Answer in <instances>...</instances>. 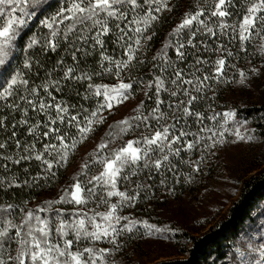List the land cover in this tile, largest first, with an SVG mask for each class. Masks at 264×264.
Returning <instances> with one entry per match:
<instances>
[{
  "label": "trees",
  "instance_id": "16d2710c",
  "mask_svg": "<svg viewBox=\"0 0 264 264\" xmlns=\"http://www.w3.org/2000/svg\"><path fill=\"white\" fill-rule=\"evenodd\" d=\"M247 3L248 0H233V4L227 9L231 15L219 18L210 16L214 0H207V2L205 0H167L168 7L160 13H153L158 17L157 20L152 21L147 31L140 37L142 46L136 52V58L128 68L122 69L118 77L115 74V65L104 61L100 54L103 51L113 60L127 59L124 54L125 42L119 40L121 33L114 26L117 21L109 20L112 30L108 36L103 37V49L99 46L93 47L90 39L86 43L77 41L75 35L72 34L69 35V39L65 40L61 33L56 37L58 44L56 50H45L43 44L48 37L49 30L40 25V20L55 15L59 8L64 6L65 0H42L41 10L38 11L37 17L29 21L16 41L8 62L0 65V91L7 86V81H10L13 76L22 73L23 78L29 80V87L38 88L39 96L35 98L37 102L42 99L45 103H61L69 106L66 121L71 115H77L81 126L85 122L84 118L104 103L102 96L94 95L95 89H88L89 83L112 87L117 86L121 79L126 83L131 82L133 89L130 91L129 98H136L137 102L121 115L107 109L102 110L99 115L104 117L103 123H93V130L88 134L87 139L82 141L76 122L69 124L57 121L52 127H58L60 133L70 138L66 142L71 143L73 139L77 141L76 147L68 151L67 160L57 163L60 159V152L63 151L60 148V142L55 139V134L50 133L47 138L42 135L47 130L43 125L50 123L49 117L55 118L56 116L54 108H49L46 112L34 111L30 105L19 99L21 95H27L23 86L14 88L15 94L8 100H0V120L4 122V127H0V143L5 144V148L0 149V228L4 227L3 221L6 219L20 224L25 218V213L32 210L42 219L49 221L52 239L58 241L61 238L55 232V228L60 220L72 223L81 218L78 213H87V216L94 215L96 212L103 213L107 211L105 209L108 205L114 202L120 204L116 211L118 216L128 218L127 220L121 219L122 224H127L128 221H135V224L137 222L154 224L160 220L164 208L171 200L195 194L208 182L216 171V163L223 162L221 149L237 133L247 129V132L264 142V103H249L238 95L241 84L239 83L240 72L246 73L262 61L260 42L264 32H261L260 36L253 33L250 40L244 42V50L241 49L238 24L246 11ZM200 7L205 10V15L200 19L205 20L216 35L207 33L203 26L196 22L192 28L184 29L179 36L172 35L185 15L198 11ZM146 8L147 5H144L139 9V15L129 13V18L136 16L139 19L144 15ZM221 22L236 25L237 31L234 32L231 27L221 29L219 26ZM121 27H124L123 23ZM140 27L144 26L141 24ZM60 28L63 29L64 25ZM198 28L200 31H197L193 39V44L197 47L193 48L187 44V41L191 32ZM129 35L133 37V41L127 42L132 43L134 48L137 47L134 44L136 34L129 32ZM32 36H35L40 43L32 49H26V44ZM147 36L152 38L145 40L144 37ZM179 43L186 45L184 61H180L175 53V48ZM76 48L83 50L77 53V60L73 61L72 52ZM228 51L233 54L228 56ZM197 56L208 61L206 64L197 66L201 71L196 75L200 77L205 74H214L216 60L225 59L224 72L220 79L207 82L210 90L205 89L202 94L193 92L200 98L194 102L192 110L203 114V121L201 122L195 116L183 117L182 113H176V116L181 117L177 127L195 134L183 138L181 146L184 141H194L200 137H203V140L192 150H184L179 156H170V163L166 162L160 170L154 167L144 169L141 166L136 175H131L130 171L126 170L124 175H128L129 179L118 178L115 190L109 185L89 183L91 177L100 175L104 167L100 160L111 155L113 149L124 146L128 140H137L143 134H150L142 123L133 121L134 125L140 123V126L118 135L121 127L126 126H119L117 122L137 115L136 109L141 101L144 107L140 111L144 115L156 106L155 77L165 78V86L171 89L173 86L169 81L172 78V66L184 69L188 74L186 78H193L190 73L194 71L192 66ZM29 58L33 62L31 69L24 67L25 60ZM60 61L63 63L61 64ZM101 65L110 68L111 71L104 72ZM69 67L75 69L76 75L82 72L91 74L92 80H64L63 74ZM162 69L166 70L162 71ZM96 73L100 74L96 75ZM55 81H59V84L56 85ZM45 83L48 84L47 91L41 87ZM146 92L148 95H145ZM52 97H55V101ZM160 98L165 101L161 106V111L169 117L167 121H161V123H175L173 110L169 109L168 105L175 104L178 99L187 100V97L183 95L171 97L168 92L162 91ZM12 103L18 107H10ZM24 109H28L27 114ZM226 113H232V115L226 116ZM213 116L215 119H210ZM25 119L28 120V124H21L20 121ZM96 119L98 120V117ZM37 123L41 126L36 128L34 133L30 132L29 128ZM149 123L153 130L159 127L155 120L150 119ZM201 129H210V131H201ZM13 131L16 133L15 137L12 136ZM17 140L22 146L20 149L16 148ZM88 142L91 144L89 149L80 153L81 148ZM105 142L108 143V148L99 149V145ZM46 143L56 144L60 151H53L49 155L44 151ZM205 143L213 146L205 148ZM37 153H43V158L52 162L51 171L42 161L35 159ZM24 155H30L32 158L21 160L19 164L15 163L16 159ZM197 161L198 164L192 163ZM78 180L85 190L82 192L85 203L82 204H76L71 197L74 191L72 186ZM137 185L140 187L138 188ZM89 188L94 189L95 195H88L87 189ZM65 190L69 195L66 200L61 201L60 198L65 195ZM108 191H124L126 195L135 196V200L123 203L118 196L109 197ZM101 197L107 203H103ZM8 205H13V207L8 209ZM40 208L45 210L38 211ZM5 209L8 210L5 211ZM263 211L264 168L244 179L238 198L229 206L224 218L217 221L203 234L187 236L185 248L182 249L184 257L155 264H229L232 258L239 255V241L242 235L256 224L255 220ZM84 218L87 219V217ZM142 230L143 228L139 226L134 231H120L118 239L129 245ZM14 231L11 230L10 235H14ZM66 231L68 235L65 239L75 240L72 230L66 229ZM103 242L101 240L92 243L82 239L76 245L100 248V243ZM17 247L14 241L7 242L5 249L2 250L5 252V258L9 253L15 256Z\"/></svg>",
  "mask_w": 264,
  "mask_h": 264
},
{
  "label": "snow or ice",
  "instance_id": "6c2138e0",
  "mask_svg": "<svg viewBox=\"0 0 264 264\" xmlns=\"http://www.w3.org/2000/svg\"><path fill=\"white\" fill-rule=\"evenodd\" d=\"M41 3L42 0H0V65H5L8 62L12 55V50L16 45V41L22 35L29 21L37 17L38 11L41 10ZM232 4L233 0H214V7L210 12V16L219 18L230 16L231 13L227 9ZM144 5H147V8L143 16H140L139 19L136 16H133L131 19L129 18V13H137L139 15L138 10ZM167 7V0H65L64 6L59 8L55 15L40 20V25L49 30L43 47L45 50L55 51L58 47L56 37L62 33L65 40L69 39V35L72 34L75 35L77 41L86 43L90 39L93 42V47L99 46L103 49V37L108 36L112 30L109 26V20L117 21L114 26L121 33L119 40L125 42L124 54L127 59L113 60L112 57L105 55L103 51L100 54L104 61H109L115 65V74L119 77L122 69L128 68L136 58L135 54L139 50V47L142 46L140 37L147 31L151 22L157 20L158 17L153 13H160ZM204 15L205 10L203 7H200L194 13L186 14L183 21L174 29L172 35L179 36L184 29L192 28L194 22L203 26L207 33L216 35L213 28L209 27L205 20L200 19ZM121 23L124 24V27H121ZM141 24L144 26L143 28L140 27ZM61 25H64L63 29L60 28ZM133 25L135 27H132ZM219 26L221 29L231 27L234 32L237 31L236 25H228L221 22ZM197 31H200V29L198 28L196 31H192L187 41V44L193 48L197 47L193 44V39H195ZM129 32H134L137 36L134 40V44L137 46L135 48L132 46V43L127 42L133 41V37L129 35ZM261 32H264V0H248L246 11L238 24L241 49L244 50V42L250 40L253 33L260 36ZM151 38V36L144 37L145 40H150ZM261 39L264 40V36H261ZM39 43L40 41L35 36H32L26 44V49H32ZM185 47V43H179L175 48L176 56L180 61H184L186 58ZM82 50V48H76L72 52L73 61L77 60V53ZM217 50L219 51L220 49ZM232 54L231 51L227 52L228 56ZM60 63L62 64L63 61H60ZM140 63H143V61H140ZM206 63L208 61L202 60L199 56L196 57L195 63L192 66L194 71L190 73L193 78H186L188 74L185 70L173 65L172 78L169 81L173 86L171 89L165 86V78L161 76L155 77L156 106L147 115H144L140 111L144 107L143 101H141L140 106L136 109L137 115L117 122L119 126H126L121 127V132L118 135L125 134L133 127H139L140 123L145 126L150 134H143L137 140H128L124 146L113 149L111 155L100 160V163L104 165V170L100 175L91 177V180L88 181L89 183L95 182L101 185H109L111 189L115 190L118 178L122 177L124 180L129 179L128 175H124L126 170L130 171L131 175H136L141 166L144 169L154 167L156 170H160L166 162L170 163V156H179L184 150H192L196 144L203 140V137H200L194 141H184L183 146H181L183 138L195 134L177 127L181 117L176 116V113H182L183 117L195 116L201 122L203 121V114L192 110L194 102L200 98L199 95H194L193 92L202 94L205 89L210 90V85L207 82L220 79L224 72L225 59L219 58L216 60L214 74H205L203 77L197 76L196 73L201 71L197 66ZM24 67L27 69L33 67L31 58L25 60ZM101 67L104 72L111 71L110 68L104 67V65H101ZM252 71L255 73L259 70L253 68ZM99 74L96 73V75ZM240 77L239 83L244 84L247 79L246 73L241 71ZM63 79L91 81L92 75L87 72L76 75L75 69L69 67L64 72ZM54 83L58 85L59 81H55ZM17 86H23L27 93V95H21L19 99L30 105L34 111L46 112L49 108H54L56 116L55 118L49 117L50 123L43 125L47 130L42 135L47 138L50 133L55 134V139L60 142V148L63 151L60 152V159L57 163L67 160L68 151L76 147L77 141L73 139L71 143H67L66 141L70 138L60 133L58 127H52V125H55L57 121L67 122L69 124L76 122L81 141L87 139L88 134L93 130V123H103L104 117L99 115L102 110H111L114 106V101L123 103V101L129 98L130 91L133 89L131 82L126 83L122 79L117 86L112 87L89 83L87 85L88 89H95L94 95L102 96L104 103L100 104L89 116H86L84 118L85 122L81 126L77 115H71L66 121L69 106L62 105L61 103H45L42 99L37 102L35 98L39 96L38 88L29 87V80L23 78L22 73H17L10 81H7V86L3 87V90L0 91V100H8L9 97L14 96L13 89ZM41 87L45 91L48 90L47 83L41 85ZM162 91L168 92L171 97H178L180 95L187 97V100L178 99L175 104L168 105L169 109L173 110V116L176 120L175 123H161V121H167L169 119L167 114L161 111V106L165 103L160 98ZM145 95H148V93L146 92ZM49 96H51L50 92ZM52 100L55 101V97H52ZM9 106L13 108L18 107L15 103ZM27 111L28 109H24L25 114H27ZM225 115L231 116L232 113H226ZM97 117L98 120L96 119ZM150 119L155 120L159 127L153 130L152 125L149 123ZM210 119H215V117H210ZM133 121L140 123L134 125ZM20 123L28 124V120H22ZM184 123L186 124L187 121L185 120ZM40 126L39 123L34 124L29 128V131L34 133L35 129ZM0 127H4L3 120H0ZM201 131H210V129H201ZM236 135L239 139H245L239 133ZM12 136H16L15 131L12 132ZM248 139H251V137H248ZM108 146V143L105 142L99 145V149H105ZM212 146L207 143L204 144L205 148ZM21 147L20 141L17 140L16 148L20 149ZM3 148H5V144L0 143V149ZM44 151L51 155L53 151L59 152L60 149L57 148L56 144L46 143L44 145ZM31 158L30 155L20 156L19 159L15 160V163L19 164L21 160ZM7 159H11V157H7ZM35 159L47 165L49 171L53 168L52 162L43 158V153H37ZM192 163L198 164L199 162ZM4 166L7 167V165ZM72 187L74 188V191L71 193L72 201L76 204L85 203V200L80 195L85 191L81 182L78 180ZM137 187L139 188L140 185H137ZM87 193L89 196L95 195L93 188L87 189ZM68 195V191L65 190V195L60 198L61 201L66 200ZM107 195L109 197L118 196L123 203L135 200V196L126 195L124 191H108ZM101 201L107 203L103 197H101ZM12 207L13 205H8V209ZM119 207V203H113L110 205L108 211L103 213L96 212L91 216H87V213H78L81 218L72 223L60 220L55 228V232L61 238L60 241L52 239V229L49 226V221L42 219L32 210L25 213V218L20 224L14 223L11 219H6L3 221L4 227L0 228V264H97L98 261L104 260L105 255L110 249H97L88 246L80 249L75 248V246L82 239H86L92 243L107 240L108 243L116 245V236L119 235V231L124 229L131 231L132 228L129 225L135 224V221H128L119 231L117 230L114 224H118L121 219H128L127 217L114 216ZM8 209H5V211ZM44 210L43 208L38 209V211ZM84 217H87V219ZM97 217H100L105 223L98 222ZM146 227L150 228L152 226L146 225ZM66 229L72 230L75 234V240L65 239L68 235ZM11 230H15L14 235H10ZM157 231L159 230L157 229ZM10 241H14L18 245L16 255L13 256L9 253L7 254V258H5V252L2 250L5 249L6 243ZM8 246H11L10 243ZM254 251H258L260 256V260H257L255 264H260V261L264 260V245L259 249H254Z\"/></svg>",
  "mask_w": 264,
  "mask_h": 264
},
{
  "label": "rangeland",
  "instance_id": "374dc122",
  "mask_svg": "<svg viewBox=\"0 0 264 264\" xmlns=\"http://www.w3.org/2000/svg\"><path fill=\"white\" fill-rule=\"evenodd\" d=\"M262 45L264 40L261 39L262 61L258 66L253 67L259 71L254 73L253 68L247 71V79L238 89V95L249 103H264V47ZM136 102V98H128L123 103L114 101L110 111L117 115L124 114ZM239 134L245 139H239L235 135L227 142L221 149L223 162L216 163L215 173L197 193L171 200L164 208L160 220L154 224L137 222L133 226L129 225L133 231L139 226L143 228L131 244L121 242L118 236H116V245L103 240L100 248H108L110 251L105 255L104 260L98 261L97 264H155L184 257L182 249L185 248L187 236L203 234L224 218L229 206L238 198L244 179L264 168V142L247 132V129ZM90 145L89 142L85 144L80 153L87 151ZM80 195L82 197V193ZM111 204L105 210L108 211ZM114 216L118 214L115 213ZM97 221L105 223L100 217H97ZM255 221L256 224L245 232L239 241V255L232 258L229 264H255L257 260H260L259 252L254 249L264 245V211ZM123 225L122 221L114 224L118 231ZM146 225L152 227L149 228ZM125 230L127 229L122 231ZM75 248L83 247L76 245ZM260 264H264V260H261Z\"/></svg>",
  "mask_w": 264,
  "mask_h": 264
}]
</instances>
